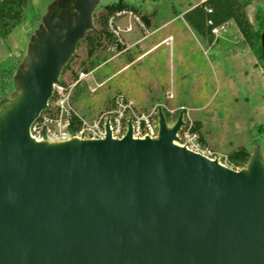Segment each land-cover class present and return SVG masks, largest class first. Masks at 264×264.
Masks as SVG:
<instances>
[{
    "label": "water",
    "instance_id": "1",
    "mask_svg": "<svg viewBox=\"0 0 264 264\" xmlns=\"http://www.w3.org/2000/svg\"><path fill=\"white\" fill-rule=\"evenodd\" d=\"M98 0H62L28 47L0 107V264H264V155L234 169L158 137L37 141L32 124ZM264 49V31L261 34Z\"/></svg>",
    "mask_w": 264,
    "mask_h": 264
},
{
    "label": "rangeland",
    "instance_id": "2",
    "mask_svg": "<svg viewBox=\"0 0 264 264\" xmlns=\"http://www.w3.org/2000/svg\"><path fill=\"white\" fill-rule=\"evenodd\" d=\"M61 1L33 0L35 16L18 25L8 38L0 37V92L3 100H0V107L16 92L15 75L27 59L28 47L43 24V18L55 8H61L58 5ZM118 1L133 8L113 12L106 8ZM202 1L204 0H98L93 18L95 14L108 15L107 29L111 38L103 40L102 46L98 47L95 54L99 56L100 63L88 72L83 69L82 64L87 65L91 59L87 42H82L76 48L71 68L60 76L68 85L78 79L81 73L85 74L72 90V106L85 117L94 119L108 111L118 95H124V92L133 95L128 92L124 83H127L126 78L132 73L130 71L138 70L139 66L135 64L117 74L119 66L137 59L139 51L150 48L172 33L173 37L170 36L168 44H163L162 47L158 45L156 52L148 58L154 60L155 57L160 70L164 71L169 45L179 43L180 39L179 31H170L164 27L172 19H176L177 24L185 25V12ZM248 2L245 11L249 20L256 29L264 31V0ZM130 24L138 28V35L132 42L144 38L132 47H129L123 33ZM94 25L99 26L95 20ZM219 28L212 42L202 39L192 30L195 41H200L202 46L203 61H200V67L205 72L201 74L204 78L200 80V88L195 92L191 87L194 83V69L180 70L176 80L182 82V74L187 77L182 82L184 94L174 98L173 93L166 90L159 99H149L147 94L136 96L140 104L137 105L134 101L135 113L148 115L154 110L152 117L157 118L156 113L161 108L170 114L169 125H173L182 114L185 124L179 131L178 143H186L192 137L194 146L199 151L227 159L234 166L233 156L239 150L249 151L251 157L254 148L259 146L264 155V62L245 41L233 20ZM144 59L143 64H149L147 58ZM75 73H79L77 78ZM149 87H146V93L150 92ZM248 163L249 161L243 167ZM243 167L237 166L235 169Z\"/></svg>",
    "mask_w": 264,
    "mask_h": 264
},
{
    "label": "trees",
    "instance_id": "3",
    "mask_svg": "<svg viewBox=\"0 0 264 264\" xmlns=\"http://www.w3.org/2000/svg\"><path fill=\"white\" fill-rule=\"evenodd\" d=\"M248 4V0H204L185 12L184 16L195 32H197L202 39L209 42H212L214 39L213 29L215 27H220L222 24L233 20L244 36L245 41L264 62V49L261 44V34L263 31L262 29H256L249 20L245 11ZM106 8L113 12L133 7L123 1H118L111 5H107ZM33 16H35L33 0H0V37L8 38L18 25L27 19H31ZM94 20L99 26H95V29L89 30L77 46L78 48L84 41L88 44V55L91 59L87 65L82 62L83 69L86 72L98 66L100 63L98 60L100 59L95 53L98 47L102 46L103 40L111 38V34L107 29L108 15L100 14L97 16L95 14ZM209 21H212V23H209ZM263 24L264 23H262V26H264ZM75 57L76 53H74L70 61L66 64L61 75L71 68ZM78 74L79 73H75V78H77ZM61 82L64 81L61 80ZM54 99L55 95L51 97L49 102H52ZM0 100L3 101L1 92ZM165 114L168 119L170 116L169 112L165 111ZM78 121V118L74 117V125L78 124ZM249 159V151L239 150L233 156L234 162H232L235 167H243L247 164Z\"/></svg>",
    "mask_w": 264,
    "mask_h": 264
},
{
    "label": "built area",
    "instance_id": "4",
    "mask_svg": "<svg viewBox=\"0 0 264 264\" xmlns=\"http://www.w3.org/2000/svg\"><path fill=\"white\" fill-rule=\"evenodd\" d=\"M209 23H212V21H209ZM128 29L130 30L131 27ZM219 29V27H215L213 33H218ZM115 32L119 34L117 30ZM84 75V73H81L78 79L68 85L61 82L60 79V82L54 86L53 95H55V99L49 102L48 108L41 113L30 128V134L33 138L37 141L47 140L50 142L66 141L73 137L84 139L104 138L107 134V125H109L114 138H122L128 132L130 124H132V134L135 138L158 137V114L161 108L156 113L157 118L152 117L155 112L154 110L148 115H138L135 113L134 100L128 99L124 95H118L112 107L97 118L89 119L80 114L72 106L71 93ZM74 117H77L79 120L76 125H74ZM193 141L194 139L191 137L188 138L186 143L179 144L200 152L211 159H218L222 164L235 169L234 166L229 164L227 159L223 160L220 157L212 155L210 152L199 151L195 148Z\"/></svg>",
    "mask_w": 264,
    "mask_h": 264
},
{
    "label": "crops",
    "instance_id": "5",
    "mask_svg": "<svg viewBox=\"0 0 264 264\" xmlns=\"http://www.w3.org/2000/svg\"><path fill=\"white\" fill-rule=\"evenodd\" d=\"M183 22L185 25H180L176 23V19H172L169 21V23L166 24V27L169 28L170 31H174L171 29H175L180 32L179 35V43H176V38H174L173 44L169 45L168 49V56L166 61V69L160 70V65L157 64V60L154 57V60L148 59L151 57L156 50L158 49L157 46L160 47L168 44V39L173 37L172 33L167 34L162 38L161 41L153 44L150 48L146 50L139 51L138 58L141 59H134L129 62H124L119 66V70H117V74H120L123 71H126L127 69L131 68L135 64H138L139 69L138 70H131L130 76L126 78L127 83H124L127 87V90L129 93H132L133 95H129L124 92V95L133 99L137 105L140 104V101L137 100L139 96H144L147 94L149 96V99L152 97H156L159 99L166 90L169 92H172L174 95V98L177 96L184 94V86L182 84L185 79H187L186 75L182 74V82L176 80L178 72L181 70H191L194 69V83L191 85L193 88L192 90H198L200 88V80L203 75V68L200 67L202 63L200 61H203V58L201 56V44L200 41H195L193 31L194 30L183 18ZM131 29L123 30L124 36L126 37V40L129 44V47L134 46L137 43H140L144 40V38L137 39L135 42H132L138 35V28L133 26V24H130ZM163 54V53H162ZM147 56V57H145ZM143 58V59H142ZM147 58V62L149 64H143ZM193 67V68H192ZM186 71V70H185ZM185 76V77H183ZM122 80L124 78H121ZM150 84V85H149ZM189 86V84H187ZM150 86V92L146 93V87ZM204 86V84H203ZM195 91V92H196ZM137 96V97H136ZM172 102H175L172 100Z\"/></svg>",
    "mask_w": 264,
    "mask_h": 264
},
{
    "label": "flooded vegetation",
    "instance_id": "6",
    "mask_svg": "<svg viewBox=\"0 0 264 264\" xmlns=\"http://www.w3.org/2000/svg\"><path fill=\"white\" fill-rule=\"evenodd\" d=\"M59 11H61V8L57 7L52 12H57L58 13Z\"/></svg>",
    "mask_w": 264,
    "mask_h": 264
}]
</instances>
